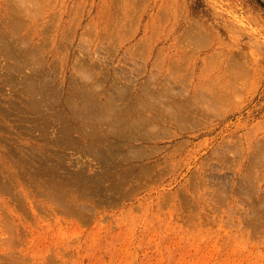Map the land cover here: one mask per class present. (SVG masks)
Returning a JSON list of instances; mask_svg holds the SVG:
<instances>
[{
    "label": "rangeland",
    "instance_id": "374dc122",
    "mask_svg": "<svg viewBox=\"0 0 264 264\" xmlns=\"http://www.w3.org/2000/svg\"><path fill=\"white\" fill-rule=\"evenodd\" d=\"M0 264H264V0H0Z\"/></svg>",
    "mask_w": 264,
    "mask_h": 264
}]
</instances>
